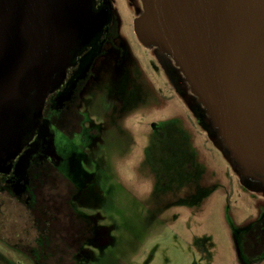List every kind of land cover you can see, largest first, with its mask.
I'll return each instance as SVG.
<instances>
[{"label":"rangeland","instance_id":"obj_1","mask_svg":"<svg viewBox=\"0 0 264 264\" xmlns=\"http://www.w3.org/2000/svg\"><path fill=\"white\" fill-rule=\"evenodd\" d=\"M110 3L112 22L121 36L117 43L126 46L128 55L121 69L113 66L114 60L96 59L80 96L78 109L85 117L87 135L79 166L92 181L76 183L88 197L81 196L73 205L76 209L81 206L80 212L88 216L94 214L85 205L99 206L97 215L109 230L107 244L84 264H245L236 232L263 213L264 188H245L230 159L192 128L188 129L190 145L204 171L200 185L206 190L186 196L187 192L180 190L179 198L168 189L163 191L176 189L181 182L177 176L167 175L159 184L152 176L157 171L152 155H156L154 145L158 143L151 125L173 117L180 120L186 108L176 96L165 99L158 92L163 88L161 76L153 69L158 61L152 48L142 46L133 31L140 3ZM134 58L144 74L154 80L153 87L161 96L157 95L154 103L150 95L154 89L146 88L141 102L129 94ZM60 139L58 145H64ZM164 140L172 145L166 134ZM72 163L74 174L70 178L77 182L79 175ZM95 222L99 225L98 220ZM32 235L23 207L7 193H0L2 260L7 264H33L13 248L17 238L26 244ZM257 264H264V259Z\"/></svg>","mask_w":264,"mask_h":264},{"label":"water","instance_id":"obj_2","mask_svg":"<svg viewBox=\"0 0 264 264\" xmlns=\"http://www.w3.org/2000/svg\"><path fill=\"white\" fill-rule=\"evenodd\" d=\"M133 31L168 56L242 185L264 188V0H139ZM94 0H0V173L41 123L48 94L82 49L88 68L112 17ZM24 176V168L19 169Z\"/></svg>","mask_w":264,"mask_h":264},{"label":"flooded vegetation","instance_id":"obj_3","mask_svg":"<svg viewBox=\"0 0 264 264\" xmlns=\"http://www.w3.org/2000/svg\"><path fill=\"white\" fill-rule=\"evenodd\" d=\"M136 1L140 3L139 0ZM94 4L96 8L105 4L111 7L110 0H94ZM110 9L112 13V7ZM136 10L138 16L141 13V4L140 9ZM116 28L111 17L95 43L98 50L92 55L88 68L83 61L92 52V47L82 49L76 56L74 65L66 70L63 83L46 98L41 119V123H45V130L34 131L29 140L18 145L7 164L10 165V169L0 173V193H7L23 207L33 234L31 241L26 244H22L24 239L17 238L15 245L19 248L14 250L28 257L33 264H37L36 259H41L34 252L35 248H38L39 239L43 240L42 246H50L52 250L59 247L58 250L61 251L54 255L45 254L43 258L63 264H84L85 261L93 259L96 252L107 244L109 230L100 222L101 219L97 215L99 206L85 205L94 214L88 216L80 212L81 206L78 205L79 209H76L73 202L80 201L81 196L85 197L76 183L91 179V176L83 173L79 166L86 150L84 140L87 135L83 127L85 117L78 109L80 96L84 93L91 77V69L96 59L104 57L109 59V62L114 60L113 66L116 69H121L125 65L123 61L128 52L124 44L117 43L121 36ZM147 48H152L155 59L158 61L153 68L158 76H161L160 80L163 83V88H160L158 92L163 94L165 99L176 96L186 108L180 120L178 117H173L166 123L158 122L151 125L155 142L158 143L154 145L156 155H152L157 171L152 176L158 180L159 184L167 175L177 176L178 182L181 183L176 189L162 188L163 191H171L177 197L180 190L187 192L184 196L206 190L200 185L204 171L196 160L188 133L193 128L203 134L211 145L212 143L217 145L219 151L223 152L228 159L230 158L215 129L212 128L209 118L190 93L187 83L173 61L166 55L158 54L154 47ZM133 63V75L130 78L132 80L130 84L133 87L129 94L135 96L138 99L137 102H141L144 90L154 89L150 94L154 103L158 95L153 87L154 80L144 74L135 58ZM145 95L147 96V92ZM165 134L170 137L172 145L165 142ZM59 139L64 145H58ZM72 161V166L79 175L77 182L70 178V175L74 174L70 167ZM230 163L233 171L236 172L234 163L232 161ZM21 166L24 168L25 177L20 176ZM95 220L99 221V225H96ZM236 234L239 252L244 263H260L264 259V211L255 222L238 230ZM103 241L105 244H102ZM22 249H28V254L22 252ZM85 249L89 252L84 253Z\"/></svg>","mask_w":264,"mask_h":264},{"label":"trees","instance_id":"obj_4","mask_svg":"<svg viewBox=\"0 0 264 264\" xmlns=\"http://www.w3.org/2000/svg\"><path fill=\"white\" fill-rule=\"evenodd\" d=\"M37 246H38V248L36 247L35 249V254L36 255H39L38 257H41V259L40 258H38V259H36V263L37 264H63V263H61V262H56V261H53V260H46V258H43V256L45 255V254H47L48 255V253H51L52 255H54V254H56V253H61V251L60 250H58V248H55L54 250H52V248L50 247V246H46V247H44V246H42L43 245V240L42 239H39L38 241H37ZM13 248H16V249H18L19 248V246H17V245H14L13 246ZM38 249V250H37ZM41 249V250H40ZM23 251L22 252H26L25 254H28L27 252V250L28 249H22ZM30 255V254H29ZM0 264H7V263H5L3 260H2V258H1V256H0Z\"/></svg>","mask_w":264,"mask_h":264}]
</instances>
